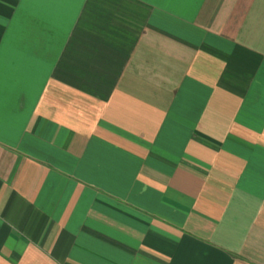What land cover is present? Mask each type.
<instances>
[{
  "label": "crops",
  "instance_id": "obj_1",
  "mask_svg": "<svg viewBox=\"0 0 264 264\" xmlns=\"http://www.w3.org/2000/svg\"><path fill=\"white\" fill-rule=\"evenodd\" d=\"M0 264H264V0H0Z\"/></svg>",
  "mask_w": 264,
  "mask_h": 264
}]
</instances>
